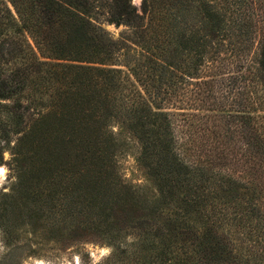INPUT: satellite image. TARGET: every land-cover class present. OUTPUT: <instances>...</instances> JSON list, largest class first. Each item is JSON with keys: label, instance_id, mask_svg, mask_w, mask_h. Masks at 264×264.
Segmentation results:
<instances>
[{"label": "trees", "instance_id": "1", "mask_svg": "<svg viewBox=\"0 0 264 264\" xmlns=\"http://www.w3.org/2000/svg\"><path fill=\"white\" fill-rule=\"evenodd\" d=\"M93 3L105 5L108 22L143 35L149 73L113 67L118 47L93 25ZM157 5L140 15L131 0H0V101L10 103L0 130L17 135L16 167L36 154L45 164L53 153H62V167H80V205L93 210L113 258L264 264V0H210L206 24L192 29L144 24ZM180 65L195 88L189 97L174 74ZM234 90L240 110L225 114ZM48 92L57 95L36 97ZM182 105L190 112L169 110ZM113 125L139 142L156 200L118 175ZM130 229L140 236L118 252L120 232ZM148 236L159 247L151 260L142 248Z\"/></svg>", "mask_w": 264, "mask_h": 264}, {"label": "rangeland", "instance_id": "2", "mask_svg": "<svg viewBox=\"0 0 264 264\" xmlns=\"http://www.w3.org/2000/svg\"><path fill=\"white\" fill-rule=\"evenodd\" d=\"M157 3V14H147L144 24H174L187 29H192L200 24H206L204 16L205 8L210 0H131L138 14H142L150 2ZM177 1V2H176ZM162 2V3H161ZM171 2V4H168ZM168 9V10H167ZM91 18L93 25L106 33V37L117 44L118 52L115 55L117 62L113 66L127 72L128 68L135 65L149 73L151 70L143 62L144 41L140 32L128 29L126 26H116L108 22L106 8L103 3L91 4ZM165 16V20L159 23L157 18ZM145 39V38H144ZM2 40V37H0ZM186 65V62H183ZM145 65L144 67H141ZM183 65L174 71L176 76L184 78L175 80V86L166 83L168 89L181 87L187 91V97L195 90L187 77L182 74ZM170 72V71H169ZM227 79V76L224 77ZM227 83V82H226ZM220 87L215 86L214 92L220 94ZM224 92L229 88H222ZM223 92V93H224ZM56 92L37 93L36 97L43 99L48 96H56ZM229 95V94H225ZM228 104L224 113L235 115L237 107V95L235 90L229 95ZM227 101V100H226ZM9 101H0V119L4 117L3 107L9 105ZM168 107L163 106V109ZM172 109L176 113H188L189 106H179ZM167 111V110H165ZM217 114L220 112L216 111ZM223 113V114H224ZM200 114H209L201 111ZM178 124V123H177ZM176 124V125H177ZM117 133L120 145L116 155V171L120 178L129 186L137 189L141 198L147 202L158 198L156 187L147 176L139 163L141 146L136 138L126 130H120L113 125ZM185 127L181 124L175 131L177 137L185 138ZM17 135L13 130L3 134L0 130V167L4 173L0 176V264H142V257L129 258V255L118 254L113 258L114 250L111 244L103 236L99 235L104 228H98V223L92 216L93 210L82 209L80 203L84 192L80 167H62V153L47 155L45 164L41 160V154L32 155L31 158L16 163L11 155ZM20 161V159H19ZM72 204L63 207L62 203ZM74 204V205H73ZM5 221V226L2 223ZM103 230H102V229ZM134 232L139 236V231L123 230L119 244L115 246L119 251L132 248L139 237L134 239ZM142 242L149 260L150 255L158 250V243L153 236L146 237ZM140 248V247H139ZM156 264V263H153Z\"/></svg>", "mask_w": 264, "mask_h": 264}, {"label": "bare ground", "instance_id": "3", "mask_svg": "<svg viewBox=\"0 0 264 264\" xmlns=\"http://www.w3.org/2000/svg\"><path fill=\"white\" fill-rule=\"evenodd\" d=\"M4 173V169L2 167H0V176H2Z\"/></svg>", "mask_w": 264, "mask_h": 264}]
</instances>
